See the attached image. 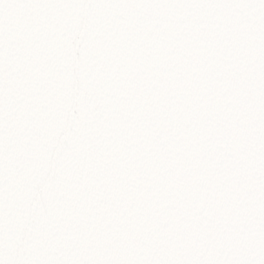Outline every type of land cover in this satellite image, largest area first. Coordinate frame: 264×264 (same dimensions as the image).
Listing matches in <instances>:
<instances>
[{"label": "snow or ice", "instance_id": "snow-or-ice-1", "mask_svg": "<svg viewBox=\"0 0 264 264\" xmlns=\"http://www.w3.org/2000/svg\"><path fill=\"white\" fill-rule=\"evenodd\" d=\"M0 264H264V0H0Z\"/></svg>", "mask_w": 264, "mask_h": 264}]
</instances>
